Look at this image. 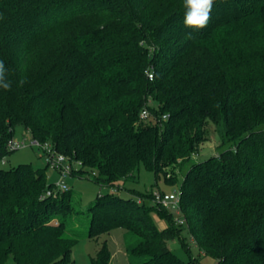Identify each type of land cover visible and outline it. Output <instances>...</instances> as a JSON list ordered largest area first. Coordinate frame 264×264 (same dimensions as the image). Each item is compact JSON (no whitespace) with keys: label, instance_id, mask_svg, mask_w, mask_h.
Listing matches in <instances>:
<instances>
[{"label":"trees","instance_id":"16d2710c","mask_svg":"<svg viewBox=\"0 0 264 264\" xmlns=\"http://www.w3.org/2000/svg\"><path fill=\"white\" fill-rule=\"evenodd\" d=\"M183 13V0H0L12 82L0 89V160L22 126L101 187L135 181L143 165L179 185L185 221L153 191L102 193L74 212L72 189L54 194L47 168H0V264H72L80 239L118 227L129 264H202L193 246L223 264H264V0H216L199 31ZM210 123L220 152L195 160ZM110 257L104 243L92 264Z\"/></svg>","mask_w":264,"mask_h":264},{"label":"rangeland","instance_id":"374dc122","mask_svg":"<svg viewBox=\"0 0 264 264\" xmlns=\"http://www.w3.org/2000/svg\"><path fill=\"white\" fill-rule=\"evenodd\" d=\"M150 119H153V116H151ZM208 133L209 139L201 143L200 150L198 154H196L194 157L195 160H204L207 157L211 155H216L218 154V152H220V148L218 149L220 140L215 130V126L212 123L208 125ZM14 138L18 141H23L24 139L31 140L32 135L30 132L26 131L22 126H18L16 128ZM4 161L5 163H3L2 160L0 161V168L9 169L12 167H17L18 165L23 163H29L34 168H47L49 180L55 183V185H57L61 180L60 174L47 166L43 152L37 147L26 146L13 150L7 156L4 157ZM185 171L186 170H184V172ZM176 174L179 176V178H181L184 173L183 171L177 170ZM66 183L68 187L72 189V202L75 204L76 208L72 210L74 212L77 209H82L85 211L89 204L92 203L98 197V195L106 192H118L124 197L132 196L140 200L141 197L139 193H146L148 191L155 192L157 190H161L166 193H178L180 191L178 184H167L163 176L156 180L155 173L147 170L143 165L140 167V170L137 173L136 180L129 182L121 181L119 189L101 187L99 184L95 183L91 178L84 177L79 171H77V168L74 170L73 176H70L66 179ZM130 189L135 190L136 193L130 191ZM53 193H58L57 186H55ZM173 214L175 218H183V214L181 211L175 209L173 211ZM78 216L80 217L75 219V223L77 222L76 226L77 228H79V231L83 235H85L87 232V220L84 217V213L78 214ZM154 218L156 219L159 227L166 226V221L160 216H157L156 213H154ZM79 225L81 226L79 227ZM125 233V228L118 227L113 229L109 233L102 234L96 240L85 238L80 239L73 247L72 264H92V257L96 255L98 249L104 243L108 245V248L111 252L110 264H129V257L125 247ZM170 247L172 251L182 259H190V255L184 250L179 240L176 239L174 241H171ZM192 253L196 256L200 255L199 261L202 264H223L218 262L215 258L211 256L200 254L199 250L195 246L192 247Z\"/></svg>","mask_w":264,"mask_h":264},{"label":"built area","instance_id":"2783aa9c","mask_svg":"<svg viewBox=\"0 0 264 264\" xmlns=\"http://www.w3.org/2000/svg\"><path fill=\"white\" fill-rule=\"evenodd\" d=\"M148 76L150 79L154 78V74L152 73V71L148 72ZM151 116L152 115L150 114V111L147 108L142 110V120L147 121L151 118ZM164 118H166V116H164ZM26 146L37 147L43 152L47 166L60 174L61 180L56 185L58 190H69L70 188L66 183V179L73 175V170H75L77 166L81 165V162H73L70 156L56 150L53 143L49 141L43 142L37 138H34L33 136L31 140L24 139L23 141H18L13 136L7 142V149L9 151H13ZM1 160L3 161V163H5L4 158H2ZM180 198V191L178 193H166L161 190H157L154 192L153 201L158 203L160 206L166 208L167 210L173 212L175 209L181 211ZM176 221L180 224H185L184 218H176Z\"/></svg>","mask_w":264,"mask_h":264},{"label":"clouds","instance_id":"9594fccd","mask_svg":"<svg viewBox=\"0 0 264 264\" xmlns=\"http://www.w3.org/2000/svg\"><path fill=\"white\" fill-rule=\"evenodd\" d=\"M215 3L216 0H183V25L196 31L205 28L211 20V12ZM7 74L8 69L0 60V89L5 91H9L12 87ZM19 83L22 85L25 80L21 79Z\"/></svg>","mask_w":264,"mask_h":264},{"label":"crops","instance_id":"0c3cea01","mask_svg":"<svg viewBox=\"0 0 264 264\" xmlns=\"http://www.w3.org/2000/svg\"><path fill=\"white\" fill-rule=\"evenodd\" d=\"M76 178H78V177H76Z\"/></svg>","mask_w":264,"mask_h":264}]
</instances>
